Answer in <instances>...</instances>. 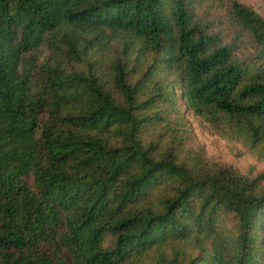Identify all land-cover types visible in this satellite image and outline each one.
Listing matches in <instances>:
<instances>
[{"label": "trees", "instance_id": "obj_1", "mask_svg": "<svg viewBox=\"0 0 264 264\" xmlns=\"http://www.w3.org/2000/svg\"><path fill=\"white\" fill-rule=\"evenodd\" d=\"M176 100L264 156V17L0 0V264H264V174L158 146Z\"/></svg>", "mask_w": 264, "mask_h": 264}, {"label": "rangeland", "instance_id": "obj_2", "mask_svg": "<svg viewBox=\"0 0 264 264\" xmlns=\"http://www.w3.org/2000/svg\"><path fill=\"white\" fill-rule=\"evenodd\" d=\"M239 1L250 5L264 17V0ZM121 39L118 35L113 38V43H118ZM46 54V49L40 48L38 61H42ZM245 54L242 57H246ZM102 55H105V51ZM175 103L174 106L165 104L155 110L160 120L149 129L158 146H171L180 156L189 155L210 164L231 165L249 177L264 174V156L251 148L242 136L215 128L195 115L184 102L176 100ZM29 179L26 177L27 181Z\"/></svg>", "mask_w": 264, "mask_h": 264}]
</instances>
